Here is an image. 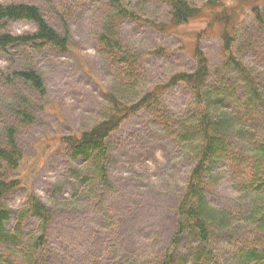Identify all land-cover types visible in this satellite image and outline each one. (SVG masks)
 Masks as SVG:
<instances>
[{
    "label": "rangeland",
    "instance_id": "rangeland-1",
    "mask_svg": "<svg viewBox=\"0 0 264 264\" xmlns=\"http://www.w3.org/2000/svg\"><path fill=\"white\" fill-rule=\"evenodd\" d=\"M1 1L37 6L48 22L62 31L59 19L44 0ZM53 1L59 11L69 15L70 49L61 53L43 44L19 45L0 55V134L4 133V125L17 123L11 114L12 103L15 106L11 97L16 92L28 98L29 109L37 118L34 124L18 127L17 140L25 159L11 177L19 180L20 187L8 194L3 204L16 211L34 194L53 212L54 218L47 230L45 264H91L95 260L108 264L111 253L119 258H159L177 232V206L187 186L191 164L178 157V146L162 132L152 110H143L128 120L108 141L111 159L108 172L115 191L105 194L104 209L99 210L96 200L91 199L69 208L62 207L60 200L71 199L73 192L80 193L82 178L87 173L80 177L85 163L74 158L73 152L59 140L80 135L96 125L104 112V89L115 87L122 77L118 66L111 64L112 59L100 54L102 48L96 39L100 15L83 13L76 7L81 5L80 0ZM193 1L201 4L204 0ZM141 4H145L143 16L146 19L169 22L164 4L156 0H143ZM242 18L246 22L232 52L263 75L260 85L264 90V29L262 35L259 32L250 35L248 29L255 28L254 20L248 16V11ZM208 23L209 17L203 15L174 33L164 34L145 24L125 21L120 27L122 44L143 60L134 68L133 76L150 88L166 81L170 75L193 70L196 66L194 46L199 42L210 66L207 83L211 87L219 86L222 76L219 69L227 55L218 28H210ZM35 30L36 26L27 21L6 26V31L14 36ZM27 66L34 67L43 76L48 92L46 100L14 76L15 70ZM193 98L189 88L179 85L161 98V106L181 115ZM230 142L231 139L227 141ZM251 143L248 140L246 145ZM234 157L237 159L238 155ZM234 186L227 172L217 185L207 187L208 203L221 210H233L238 198ZM54 193L55 198H51ZM38 222L34 217L29 219L26 231L36 229ZM13 226L14 219L7 223L8 228ZM251 244V240L246 242L244 238L231 239L217 234L210 249L224 261L231 252ZM187 246L185 239L178 251H173L172 264H178V257Z\"/></svg>",
    "mask_w": 264,
    "mask_h": 264
},
{
    "label": "trees",
    "instance_id": "trees-1",
    "mask_svg": "<svg viewBox=\"0 0 264 264\" xmlns=\"http://www.w3.org/2000/svg\"><path fill=\"white\" fill-rule=\"evenodd\" d=\"M44 1L59 19L62 31L48 22L39 7L0 0V55L19 45L43 44L61 53L70 49L69 15L59 11L53 0ZM80 1L81 5L76 7L83 13L100 15V31L96 36L102 48L100 54L118 66L122 80L116 81L115 87L104 89V112L96 125L80 135L59 140L73 152L74 158L85 163L80 177L87 173L82 178L80 193L73 192L71 199L60 200L62 207L91 199L96 200L99 210L104 209L105 194L115 191L108 172L111 162L108 141L128 120L143 110H152L162 132L178 146V157L191 164L187 186L177 206V232L159 258H119L111 253L108 264H172L174 252L185 239L189 247L178 257V264H264V90L260 85L263 75L232 52L234 43L241 37L246 22L242 15L246 11L255 27L246 30L250 35L257 32L262 35L264 0H204L201 4L193 0H156L167 7L168 23L146 19L143 0ZM203 15L209 17L210 28H218L227 55L219 69L222 75L219 86L211 87L207 83L210 66L199 42L194 46L193 70L170 75L166 81L150 88L133 76L134 68L143 60L122 44L120 27L125 21L170 34ZM17 21L33 23L35 32L23 36L8 33L7 24ZM13 73L31 92L47 99L45 81L37 69L27 66ZM179 85H185L194 95L193 102L181 115L161 106V98ZM11 101L15 102V106L11 105V114L17 123L4 125V133L0 134V264H45L47 230L54 218L53 212L34 194L16 211L3 204L4 198L20 187L19 180L11 177L25 159L17 140L18 127L37 122L27 97L16 92ZM258 139V143H253ZM248 140L252 143L246 145ZM230 148H233L232 154ZM234 154L238 155L237 159ZM227 172L238 194L235 208L228 211L213 207L206 199L207 187L217 185ZM55 196L54 193L51 198ZM32 217L39 222L36 229L26 231ZM12 219L14 226L8 228L7 223ZM217 234L231 239L244 238L252 244L231 252L227 260L221 261L210 249ZM246 236L250 238L245 239ZM91 264L101 263L95 260Z\"/></svg>",
    "mask_w": 264,
    "mask_h": 264
}]
</instances>
